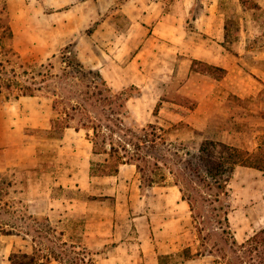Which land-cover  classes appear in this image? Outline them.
Segmentation results:
<instances>
[{"label":"crops","instance_id":"1","mask_svg":"<svg viewBox=\"0 0 264 264\" xmlns=\"http://www.w3.org/2000/svg\"><path fill=\"white\" fill-rule=\"evenodd\" d=\"M216 1L6 0V4L17 50L52 57L77 41L83 60L99 67L119 87L149 78L154 65L172 67L168 79L180 72L183 61L189 69L194 60L225 69L218 82L233 73L241 78L242 51L225 44L227 27ZM191 32L197 37L188 35ZM251 50L246 46L243 52ZM158 76V83L167 82ZM192 111L200 112V102ZM52 119L51 107L35 95L0 101V178L9 177L13 187L20 185L13 192L27 202L30 215L44 216L64 243L87 250L92 264H175L178 260L179 264H225L203 249L190 204L174 182L153 183L141 192L134 163L120 164L118 171L94 173L93 163L110 156L95 152L87 129L65 127L57 138L56 155L43 156L29 129L49 131ZM223 132L219 140L240 147L230 131ZM235 169L251 174L258 170L244 165ZM20 172L27 173L25 180L16 179ZM38 173L45 175L44 182L31 178ZM243 182L238 191L228 188L229 198H237L229 212L237 241L245 240L252 226L234 219L247 218L250 211L264 206L258 187L252 185L250 190L249 182ZM11 235L16 236L0 237L7 240ZM10 254L11 249L5 255L0 252V264H12ZM38 260L37 264H62L50 253Z\"/></svg>","mask_w":264,"mask_h":264},{"label":"rangeland","instance_id":"2","mask_svg":"<svg viewBox=\"0 0 264 264\" xmlns=\"http://www.w3.org/2000/svg\"><path fill=\"white\" fill-rule=\"evenodd\" d=\"M242 1L244 4L241 0L216 1L220 13L224 14L227 27L225 44L233 50L242 51L241 57L238 58L240 68H242L241 78L233 73L224 79L223 83L218 82L225 72L199 61L194 62L189 69L186 65L187 62L183 61L180 72L173 74L168 79L167 76L171 74L172 67L159 69L154 65V67L149 68V78L142 79L140 83L121 84L119 87L103 75L113 93L120 92L122 97L128 96L125 113L122 114L127 126L138 133H141V129L148 123L163 128V130L153 131L163 134V140L166 142L163 152H166L167 155H173L172 152L178 146L196 149L206 138L219 140L223 137L224 130L230 131L233 139L240 143L242 148L253 149L254 145H259L264 141V54L262 53L264 50V0ZM188 35L193 37L195 33L191 32ZM77 44V41L71 42L52 57L48 55L50 53H45L46 55L40 53V57H34L31 53L17 50L12 41L13 48L20 56L17 57L9 53L4 57L10 59L7 68L9 70L15 69L17 75L15 76L11 70L5 75L10 79L12 88L10 90L3 89L0 92V101L14 99V96L20 91L18 86L27 84L26 77L22 76L24 68L33 71V69L39 68L42 63L46 65L38 73H48V80L43 83L40 90L35 91V96L40 101L45 102L48 107H51L53 119H55L54 128L49 131L31 128L29 132L33 134L37 143H40L41 153L47 158L54 157L57 153L55 148L58 144L57 138L62 133L60 127L64 122L62 119L65 116L64 110L75 113L74 119H70L71 126H82L77 111H73L69 107L71 104L68 97H72L71 103H76V96L80 95L87 99L88 95L85 93L87 91L93 92L91 84L88 85L90 76H87V79L78 78L69 76L67 72H64L63 52L66 50L68 56L79 59L84 65V69L100 70L99 67L90 65L83 60ZM246 46L252 48L251 52H243ZM159 74L167 79L165 84L158 83ZM41 75L38 74L37 79L42 77ZM239 79L241 80L239 81ZM194 95L199 96L200 100L194 98ZM7 96L10 99H7ZM160 98H162L160 110L157 115H154L153 110ZM89 102L94 104L88 106L85 111L93 114L111 115L115 109L114 104L103 106L104 102L97 101V99H91ZM198 102H200V112L193 113L192 110ZM148 130L152 131V128ZM170 142L173 144L172 146H169ZM162 146L157 144L156 148L161 147L162 149ZM97 148L99 151L103 150L101 145H98ZM170 149L171 151H169ZM105 157L106 160L93 163L94 173L101 174L113 171L116 158ZM258 170L256 174H251L235 169L231 181L228 183V188L238 191L243 186V181H246L249 182L250 187L252 185L258 187L259 193L263 196L261 199H264V172L261 174L262 170ZM148 171L149 169L146 170V173ZM25 175H27L26 172H20L16 175V179L25 180ZM31 178L37 182L38 180L43 182L46 180L42 173L31 174ZM139 178L141 192H144L148 186L147 174L142 178L139 172ZM154 178V184L174 182L173 175L165 167L158 169L154 173ZM2 180L9 181L10 179L9 177L0 178V226L4 231H11L16 236L11 235L12 237L10 236L7 240L0 237V252L5 255L11 249L10 256L14 264H31V259L34 260L32 264H37L39 263L38 258H42L44 253H50L61 258L62 264H79V257L83 255V248H74L69 242L64 243V237L59 235L57 228L53 229L51 222L44 216L30 215L26 211L27 202L15 196L13 192V189H19L20 185L16 183L14 187L7 186L1 182ZM250 190L253 188L251 187ZM229 199L231 204L237 202V198L233 200L230 197ZM234 220L240 225L243 221L251 223L252 227L246 231L248 237L255 230L264 227V206L263 209L250 211L247 218L238 215ZM192 223L194 226L193 219ZM194 228L204 244L203 249L213 252L218 257L219 254L224 256L225 253L224 258H219L227 261L228 264H256L258 261L250 258L247 247L234 252V248L223 241L218 229L210 226L199 233L195 226ZM4 231L0 230V236L7 234ZM203 235H206L205 239L202 238ZM220 247L225 252L218 251ZM43 261H46L45 256ZM175 264H179V260Z\"/></svg>","mask_w":264,"mask_h":264},{"label":"trees","instance_id":"3","mask_svg":"<svg viewBox=\"0 0 264 264\" xmlns=\"http://www.w3.org/2000/svg\"><path fill=\"white\" fill-rule=\"evenodd\" d=\"M241 2L244 4V1L241 0ZM12 41L13 31L6 0H0V92L3 89L10 90L12 88L10 79L5 75L10 70L15 76L17 75L15 69L11 68L9 70L7 68L10 59L4 58L9 53L17 57L20 56L13 48ZM62 56L65 63L64 72H67L69 76L84 77L86 79L87 76H90L88 85L91 84L93 92L87 91L85 93L88 95L87 99L80 95L76 96V103H71L73 99L68 97L71 104L69 107L71 110L77 111L82 121L81 127L87 128V136L93 142L95 152L99 151L97 146L101 145L103 152L116 158L113 171H118L120 164L134 163L142 178L147 174V185H152L155 182L154 173L158 169L167 168L168 172L174 177V183L179 186L183 198L190 204L194 226L199 233L206 227H214L220 231L223 241L234 248V252L247 247L250 258L257 259L256 264H264V227L255 230L243 242L239 243L236 240L229 226L231 203L228 189V183L237 165L250 166L264 171V141L258 145L256 150H253L231 145L221 140L206 138L196 149L178 146L172 152L173 155H167L166 152H163L166 147L163 134L153 131L163 130L162 127H156L155 124L148 123L147 126L141 129L142 132L138 133L127 126L122 114L125 113L128 96L122 97L120 92L113 93L100 70L84 69L81 61L76 57L68 56L66 50ZM194 62L196 61L194 60ZM20 66L23 67V65ZM208 66L223 72L226 71L213 65ZM44 67L46 65L42 63L39 68L37 67L33 71H29L28 68L22 70V76L26 77L27 84L18 86L20 91L14 98L34 96L35 91L41 89L43 83L48 80V73H38ZM38 74H42L39 79H37ZM29 80L30 82H28ZM6 98L10 99L9 96ZM91 99L103 101V106L114 104L113 113L111 115H100L86 112L87 107L94 104L89 102ZM161 100L162 98L155 105L154 115H157L160 110ZM64 114L65 116L62 117L64 122H61L60 127L62 130L72 125L70 119H74L75 113L64 110ZM54 123L55 119H52V129ZM75 127L79 128L80 126ZM149 128H152V131H149ZM157 144L163 145L162 149L161 147L156 148ZM169 144V146L173 145L171 142ZM148 169L149 171L146 173ZM1 182L7 186H12L11 180H2ZM0 230L4 231L1 226ZM4 232L13 233L11 231ZM202 238L205 239L206 235H203ZM72 247L75 248L76 246L72 245ZM218 251L223 252L224 250L220 247ZM89 255L90 253L83 248V255L79 257V264H92ZM219 255L221 259L226 256L225 253L224 256ZM10 260L14 264L11 256ZM223 261L228 264L227 261ZM32 262H34L33 259H31V264Z\"/></svg>","mask_w":264,"mask_h":264}]
</instances>
